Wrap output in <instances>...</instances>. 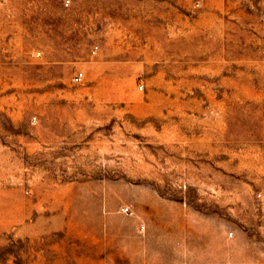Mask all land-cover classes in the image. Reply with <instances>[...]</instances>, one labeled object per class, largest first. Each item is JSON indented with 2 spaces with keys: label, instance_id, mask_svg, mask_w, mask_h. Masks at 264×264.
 Masks as SVG:
<instances>
[{
  "label": "rangeland",
  "instance_id": "rangeland-1",
  "mask_svg": "<svg viewBox=\"0 0 264 264\" xmlns=\"http://www.w3.org/2000/svg\"><path fill=\"white\" fill-rule=\"evenodd\" d=\"M0 264H264V0H0Z\"/></svg>",
  "mask_w": 264,
  "mask_h": 264
},
{
  "label": "built area",
  "instance_id": "built-area-1",
  "mask_svg": "<svg viewBox=\"0 0 264 264\" xmlns=\"http://www.w3.org/2000/svg\"><path fill=\"white\" fill-rule=\"evenodd\" d=\"M97 48H98V46L95 45V46L92 48V52L95 53V52L97 51ZM83 74H84V73H83L82 71H80V72H78V73H75V75L73 76V80H74L75 82H81L82 79H83V77H84Z\"/></svg>",
  "mask_w": 264,
  "mask_h": 264
}]
</instances>
